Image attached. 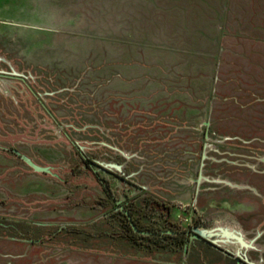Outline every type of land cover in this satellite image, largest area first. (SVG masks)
Segmentation results:
<instances>
[{
  "label": "rangeland",
  "instance_id": "374dc122",
  "mask_svg": "<svg viewBox=\"0 0 264 264\" xmlns=\"http://www.w3.org/2000/svg\"><path fill=\"white\" fill-rule=\"evenodd\" d=\"M133 1L0 0V264H264V2ZM130 199L245 246L127 241Z\"/></svg>",
  "mask_w": 264,
  "mask_h": 264
},
{
  "label": "flooded vegetation",
  "instance_id": "af4514ba",
  "mask_svg": "<svg viewBox=\"0 0 264 264\" xmlns=\"http://www.w3.org/2000/svg\"><path fill=\"white\" fill-rule=\"evenodd\" d=\"M204 137H207V131L204 132ZM202 147H204V144L202 145ZM12 152H14L15 154H17L15 149H12ZM17 156L19 157L20 155L17 154ZM202 156V155H201ZM200 156V158L202 159V157ZM80 159L81 161L87 166H93V167H97V168H101L95 161H91L88 157H86L85 155H83L82 153H80ZM201 165V163H199ZM201 171L199 170L196 174H195V183L198 184L199 179L201 178L200 175ZM124 198H128L127 195L124 196ZM132 198H137L136 197H132ZM147 199H152V198H148ZM135 201L133 199H130L126 202V205H122L120 206L117 211L118 213H122L125 216L126 219V226H130V228H132L131 226V219H129V217H133L135 220H138L137 217H141V214L138 215L137 213H135L136 211H139L136 206H135ZM148 208L154 209L157 212V219L156 221L151 220L150 222H146L144 223V225L139 224V226L144 227V228H148V224H151L152 226L156 227L158 234L164 235L162 237H159V239H156L155 242L157 243V247H162L164 246V248H168L172 251L174 250H185L186 246L188 245V243H190V240L193 241H199L200 242H205L208 245H212V238L214 239L215 237H218L220 235H224L225 233H228L226 231H223L221 229H219V232H215L214 230H206V229H197V227L195 225L192 224H188L185 228L183 229H178V227L176 225L173 224V222L168 218L170 216L171 213V205H165V204H161L160 206L156 205L155 207H151V204H147L146 205ZM161 218V219H160ZM160 219V220H159ZM135 227V226H134ZM126 231H129V227H125L124 228ZM136 230H132L136 233L139 234V236H142L144 233L146 234L147 232L143 230H139V228H136ZM33 234H29V232H20V236L22 237L21 240H27V241H38L37 239H32L30 238V236H32ZM225 237V236H223ZM239 237V236H237ZM141 238V237H140ZM240 238V237H239ZM143 240H145L143 238ZM146 241V240H145ZM147 245H151V244H147ZM235 259V264H247L246 263V256L244 253H241L239 250L237 251V255ZM239 262V263H238Z\"/></svg>",
  "mask_w": 264,
  "mask_h": 264
},
{
  "label": "crops",
  "instance_id": "0c3cea01",
  "mask_svg": "<svg viewBox=\"0 0 264 264\" xmlns=\"http://www.w3.org/2000/svg\"><path fill=\"white\" fill-rule=\"evenodd\" d=\"M197 1H200V2H202V4L207 5L202 0H196V2ZM248 1H250V0H248ZM142 2L144 3V0H136V1L134 0L133 3H131L132 5L130 7H128V4L126 5V3L123 4V2H122L121 3V6H120V9L123 11V13H124V11H134V10L135 11H143V10H145V12L146 11L147 12H153L155 10H157V11H160L161 10L162 12H167V11L168 12H175L176 11L177 4L178 3L181 4V5L183 4V0H169V2H172V3L168 4V7H166L168 10H164L162 8V6L156 7L157 5L154 3V0H147L146 1L147 2L146 4L145 3L143 4ZM263 2H264V0H263ZM146 5H150L151 7L146 6ZM134 7L136 9H133ZM180 12L182 13L181 10H180ZM183 12H184V10H183ZM126 15H127V13L125 12L124 13V16H126ZM128 25H130V24L123 23L120 26V35H121V37L119 38V40H124V41L127 40V41H134V42L144 41V42H161V43H163V41H161L159 39L156 40V41H154L152 39L151 40H138V38H133V39H129L128 38L127 39V37H125V36H127L128 34H129V36H132V35L138 36V26H137V24H136V27L133 30L132 29H128ZM159 28H161V29L164 28L165 29V26L164 27H159ZM172 28L175 29V30H178V32H176V31L175 32H172L170 38L177 39L178 38V37H176L177 35L180 36L179 38L186 37L187 35H189V34H187V31H189L190 26L188 24H185V22L184 23H181V24H178V23L172 24ZM149 34L151 36H155L154 32H151ZM165 43L171 44V43H177V41L176 40H170L169 37H167L166 40H165ZM110 264H112V263H110Z\"/></svg>",
  "mask_w": 264,
  "mask_h": 264
},
{
  "label": "trees",
  "instance_id": "16d2710c",
  "mask_svg": "<svg viewBox=\"0 0 264 264\" xmlns=\"http://www.w3.org/2000/svg\"><path fill=\"white\" fill-rule=\"evenodd\" d=\"M139 211H136L135 213H138ZM120 216H117L116 215V218L118 220L117 222V225L120 227V236H122V238H126L127 241H130L132 243H135V239H137L138 237L140 238H144L146 241H147V244H152V245H155L157 247V243L155 242L156 239H159V237H162L164 235H161V234H158V231L156 229V227L152 226L151 224H148V228H144V227H141L139 226V224H142L144 225L143 223H141V217H137L138 220H135L132 216L129 217V219H131V224L133 226H135L136 228H139V230H143L146 231L147 233L143 234L142 236H139V234H136L132 228H130V226H126L125 222H126V219H125V216L122 214V213H119ZM115 216V215H114ZM125 227H129V231H126L124 228ZM161 249H168V248H164V246L160 247Z\"/></svg>",
  "mask_w": 264,
  "mask_h": 264
},
{
  "label": "water",
  "instance_id": "95a60500",
  "mask_svg": "<svg viewBox=\"0 0 264 264\" xmlns=\"http://www.w3.org/2000/svg\"><path fill=\"white\" fill-rule=\"evenodd\" d=\"M22 158H23V160L28 164V165H30L34 170H39V171H41L43 168H40L39 166H37V165H35V164H33L29 159H27L26 157H23L22 156ZM131 226H132V228H133V230H136L135 229V227L131 224ZM223 236H225V238H229V237H233V238H235V239H237L239 242V244H240V246H245L244 244H243V242H242V240L239 238V237H237V236H235V235H232V234H230V233H225Z\"/></svg>",
  "mask_w": 264,
  "mask_h": 264
}]
</instances>
